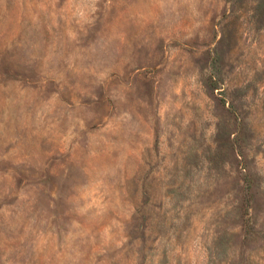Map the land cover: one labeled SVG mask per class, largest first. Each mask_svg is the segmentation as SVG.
<instances>
[{
    "label": "rangeland",
    "instance_id": "obj_1",
    "mask_svg": "<svg viewBox=\"0 0 264 264\" xmlns=\"http://www.w3.org/2000/svg\"><path fill=\"white\" fill-rule=\"evenodd\" d=\"M0 264H264V0H0Z\"/></svg>",
    "mask_w": 264,
    "mask_h": 264
}]
</instances>
